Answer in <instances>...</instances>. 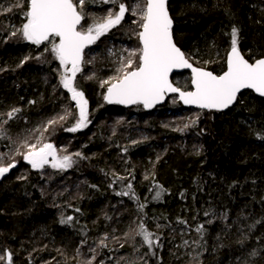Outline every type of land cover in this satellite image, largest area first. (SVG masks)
<instances>
[{
    "label": "trees",
    "instance_id": "obj_1",
    "mask_svg": "<svg viewBox=\"0 0 264 264\" xmlns=\"http://www.w3.org/2000/svg\"><path fill=\"white\" fill-rule=\"evenodd\" d=\"M27 1L0 0V121L7 120L0 159L51 143L64 148L61 156L80 152L84 163L37 173L24 162L0 183V255L9 252L11 264H264V100L246 92L216 113L184 109L172 97L146 113L106 105L107 87L97 89L95 78L78 84L92 126L68 135L50 121L69 107L43 54L52 44L34 45L19 33ZM169 9L175 44L195 67L226 71L233 26L245 59L264 57V0H177ZM137 20L104 37L112 60L100 58L95 73L113 69L123 43L139 47ZM172 81L191 89L188 74ZM13 109L19 112L9 119ZM128 191L134 196L118 195ZM141 224L158 238L151 248L137 235Z\"/></svg>",
    "mask_w": 264,
    "mask_h": 264
},
{
    "label": "snow or ice",
    "instance_id": "obj_2",
    "mask_svg": "<svg viewBox=\"0 0 264 264\" xmlns=\"http://www.w3.org/2000/svg\"><path fill=\"white\" fill-rule=\"evenodd\" d=\"M102 2L118 5L117 11H109L107 16L102 18V22L94 21L92 25L84 28L81 22L84 19L86 0H28L29 7L24 14L26 22L19 30L23 39L34 45L46 41L52 44L51 52L64 70L60 74V82L71 94V100L75 101L79 109L75 126L66 129L67 131L76 132L88 124V102L84 98V93L77 90L74 85L76 75L82 70L81 65L85 63V48L96 43L102 35L119 25L129 11L132 16L138 17L134 22L140 29L135 33L139 47L125 49L127 57H120L117 75L110 80L102 81V84L108 85L104 96L108 104H142L145 108H151L163 101L166 93L171 92L178 93L179 98L186 105H195L201 109L223 110L237 100L238 93L242 89H252L264 97V57L257 58L254 62L245 59L238 48L239 30L235 26L230 33L231 48L227 56V70L222 75H214L211 71L193 67L189 58L174 43L173 20L169 15L167 0H138L131 9L123 0H102ZM16 6H20L19 0ZM16 34V32L12 33V35ZM179 68L191 69L194 91H181L178 87H173L169 75L173 69ZM16 112H19V109H13L7 113V117L11 119ZM68 114L70 113H66ZM65 118L66 116L60 117L61 120ZM6 123L7 120L0 121V125ZM3 131L4 129L0 127V132ZM25 147L27 152L23 154V159L33 169H43L49 163V157L54 161L52 168L61 171L71 168L74 164L72 155L58 158L56 149L51 143H43L40 146L25 145ZM73 155L83 158L80 152ZM15 166V163L0 166V177ZM127 187L131 190L132 185L128 184ZM118 195L134 196V193L128 191ZM159 197L160 192H155L154 198L159 199ZM140 207L143 208V205ZM205 215L210 213L206 212ZM222 218L226 219L227 214H222ZM71 219L72 217H68V220ZM255 223L261 221L257 220ZM254 226L255 224L249 225V228ZM202 229L203 225L197 228L201 239H203ZM137 235L142 237L144 244L149 248L158 241V238L154 239L155 234L148 231L143 224L140 225ZM187 243L185 241V244ZM240 243H243V240ZM257 255L256 250L249 252L250 258H255ZM6 258L11 264V254ZM3 259L5 256L0 255V260ZM241 264H255V261L248 259L241 261Z\"/></svg>",
    "mask_w": 264,
    "mask_h": 264
},
{
    "label": "rangeland",
    "instance_id": "obj_3",
    "mask_svg": "<svg viewBox=\"0 0 264 264\" xmlns=\"http://www.w3.org/2000/svg\"><path fill=\"white\" fill-rule=\"evenodd\" d=\"M138 2V0H130V3L129 4H131L132 6H134V4L135 3H137ZM103 2L102 1H100V4H102ZM86 4V3H85ZM105 4V3H104ZM111 4V3H110ZM26 5H27V7L29 6V4H28V1H27V3H26ZM87 7H88V4L86 5ZM84 12H86V10L84 11ZM86 15L88 16L89 15V20H90V22H88L87 24H93L94 23V21L95 22H102V18H104V17H106L107 16V14L106 13H103L102 15H97L96 16V14H94V13H90V12H86ZM92 16V17H91ZM88 18V17H87ZM123 22H121L118 26H120L121 24H122ZM23 24V23H22ZM22 24L19 26V30H20V28H21V26H22ZM84 26V25H83ZM118 26H116V27H114V28H112L111 29V31L110 32H108V34H107V38L108 39H112L113 37H111L112 36V31H113V29H115V28H117ZM19 33H20V31H19ZM104 39H106V38H104ZM103 42H104V40L102 41V43H101V45H99V46H94L93 48L94 49H98L96 52H94V53H91L92 52V50H93V48H91V49H89L87 52H86V54L84 55V60H85V63H84V65H83V67H81L82 68V70L80 71V72H78L77 73V75H76V79H75V81H74V85H75V87L77 88V90H78V84L80 85H84V84H87V83H93L94 81H95V78H97L98 80L96 81V87H97V89H104L105 87H108V85L107 84H102V81H104V80H110L112 77H114L115 75H117V68L120 66V61H118V60H116L115 59V61H114V65H113V69L111 70V71H103V73H98V72H96L95 73V70H94V68H93V64H95L100 58H104V61H107V63H109L110 62V60H112V56L109 54L110 52V49H112V48H110V49H108L107 51H106V49H105V47H103V46H105V45H103L102 46V44H103ZM46 45H47V43L46 44H44V45H42V46H45L46 47ZM122 45H124L125 46V48H127V49H129L128 48V46L127 45H125L124 43L122 44ZM103 47V48H102ZM125 48L122 50V52L120 53V57L121 56H124V57H127V52L125 51ZM101 49H102V51H101ZM114 50V49H113ZM100 51H101V53H100ZM112 51V50H111ZM43 54H45L46 55V61L48 60L50 63H51V65L50 66H52L51 68H52V73L55 75V78H56V81H59V88H60V93L63 95V96H65V97H67V99H68V104H69V107L67 108V109H64V112H65V114H63V116H66V118L64 119V120H61L60 118H56V117H54L53 119H51L50 121H56L54 124H60V125H63V127H64V124H65V121H66V119L69 117V115H72L73 116V122L71 123V125L69 126V128L70 127H74L75 126V124H76V122H77V120H78V117H79V109L76 107V104H75V101H72L71 100V94L66 90V89H64L63 88V86H62V84H61V82H60V74L64 71L63 70V68L59 65V62H58V60H56L55 59V57H54V55L52 54V52H51V50H48L47 49V51L46 52H44ZM115 58L117 57V55H115L114 56ZM89 77H91V78H89ZM56 88H57V85H56ZM177 102H178V100H177ZM66 113H70V114H68V115H66ZM91 111H90V107H89V104L87 103V118H88V124H87V126L86 127H84V128H82V129H79V130H77V131H79V132H82V133H85V132H87L89 129H90V127L92 126V116H91ZM172 117H175V116H170V117H168V118H172ZM56 118V119H55ZM62 127V128H63ZM78 132V133H79ZM66 133L68 134V135H71L72 133L74 134L75 132H70V131H66ZM51 138H54V137H52V135L50 134L49 135ZM64 151V148H62V147H59L58 148V150L56 151L57 152V156H58V158H62L63 156H61V155H59L58 154V152L59 153H62ZM2 156V155H1ZM5 157H7V158H10V156L9 155H6ZM74 158V159H73ZM72 159H73V161H74V164H73V166H75L76 165V162H78V165L79 164H83L84 162H83V160L81 159V158H79V157H77V156H75V155H72ZM54 161H52V159H51V157H49V163L48 164H46L45 166H44V168L43 169H38V171H35V172H37V173H41L40 171H43V170H45L47 167H49V168H51L53 171H61V170H59V169H54V168H52V163H53ZM13 163H18V164H23L24 163V159H23V157L20 155V154H16V153H14V155H13V157L11 158V159H0V166H8L9 164H13ZM72 166V167H73ZM32 168V167H31ZM70 169V168H69ZM69 169H67V170H69ZM32 170H33V168H32ZM63 171H65L66 172V170H63Z\"/></svg>",
    "mask_w": 264,
    "mask_h": 264
},
{
    "label": "water",
    "instance_id": "obj_4",
    "mask_svg": "<svg viewBox=\"0 0 264 264\" xmlns=\"http://www.w3.org/2000/svg\"><path fill=\"white\" fill-rule=\"evenodd\" d=\"M173 1H177V0H167V8H168V11H169V4H170L171 2H173ZM169 15H170V17H171L170 11H169ZM81 23H82V22H81ZM173 27H174V24H173ZM173 27H172V35H173ZM173 40H174V37H173ZM46 42H47V41H46ZM46 42H44V43H42V44H45ZM97 42H98V40L96 41V43H97ZM96 43H94V44H96ZM174 43H175V41H174ZM94 44L87 46V47L85 48V50H84V53H85V51H86L88 48L93 47ZM40 45H41V44H40ZM182 52H183V51H182ZM227 56H228V55H227ZM190 63H191V62H190ZM191 64H192V63H191ZM82 65H83V64H82ZM82 65H81V66H82ZM192 65H193V64H192ZM193 67H195V66L193 65ZM204 70H206V69H204ZM226 70H227V58H226ZM207 71H208V70H207ZM184 73H188V74L190 75V77H191V90H190V91H194L195 89H194V87L192 86V71H191L190 68H179V69H173L172 72H171L170 75H169V80H170V82L172 83L173 87H176V86L173 84V81H172L173 77H174L175 75L184 74ZM213 74H214V73H213ZM214 75H216V74H214ZM221 75H222V74H221ZM181 91H182V90H181ZM106 92H107V90H106ZM245 92H251L255 97L264 100V97H261V96H260L259 94H257L254 90H252V89H242L241 92L238 93L237 100H236L232 105H230L228 108H225V109H223V110L201 109V108H199V107H197V106H195V105H186V104H184V102L179 98V94H178V93H171V92L166 93V94H165V98H164V100L161 101V102H159V103H157V104H155V105H154L153 107H151V108H145L142 104H129V105H125V104H108L105 100H104V102H105L108 106H119V107H122V108H125V109H132V108H134V107H136V106H141V107L143 108V110H144L146 113H151V112L155 111L157 108L163 107V106L167 103V101H168L170 98H172V97H176L177 100H178V103H179L184 109H187V110H197V111H203V112H206V111H212V112H216V113H226L227 111H229L230 109H232V108L236 105V103H237L238 99L240 98V96H241L243 93H245ZM105 95H106V93H105ZM53 146H54V145H53ZM54 148L56 149L55 146H54ZM15 168H17V165H16L15 167L11 168L10 171H9L8 173H6V174H4L2 177H0V182H1L2 180H4V179H5V178H6V177H7V176H8V175H9V174L15 169ZM8 254H9V253L6 254V257H7ZM6 263L9 264L7 258H6Z\"/></svg>",
    "mask_w": 264,
    "mask_h": 264
},
{
    "label": "bare ground",
    "instance_id": "obj_5",
    "mask_svg": "<svg viewBox=\"0 0 264 264\" xmlns=\"http://www.w3.org/2000/svg\"><path fill=\"white\" fill-rule=\"evenodd\" d=\"M124 2V1H123ZM174 2V1H173ZM125 3V2H124ZM130 3V1L128 2V6H127V4H126V6L129 8V9H131L133 6L131 5V4H129ZM172 3V2H171ZM170 3V4H171ZM88 3H86L85 5H84V7H85V10H86V12H90V13H94V14H98V15H102L103 13H108L109 11H113V12H115V11H117V9H118V5H114V4H111L112 5V9L111 8H107L106 6H102L104 3H102V4H100V3H97L96 5H90V4H88V7L86 6ZM170 4H169V6H170ZM100 8H103V11L101 12V13H97V11H98V9H100ZM169 11H170V9H169ZM96 12V13H95ZM246 93V92H245ZM251 93V92H250ZM244 94V93H243ZM242 94V95H243ZM241 95V96H242ZM240 96V97H241ZM262 100V99H261ZM167 104V103H166ZM166 104L163 106V107H165L166 106ZM163 107H161V108H163ZM160 109V108H159ZM228 112V111H227ZM73 122V116L72 115H69V117L66 119V121H65V124H64V131L66 132L67 130L66 129H68L69 128V126L71 125V123ZM67 138L68 137H70V136H68V135H65ZM24 162L26 163V165H29L25 160H24ZM15 165H17V168H15L14 170H16V169H18L19 168V164L18 163H16ZM30 167H31V165H29ZM13 170V171H14ZM34 171H38V169H33ZM12 171V172H13ZM11 172V173H12ZM5 180V179H4ZM3 181V180H2ZM1 181V182H2ZM0 182V183H1ZM7 253H9V252H6V254ZM6 254H5V262H6Z\"/></svg>",
    "mask_w": 264,
    "mask_h": 264
},
{
    "label": "flooded vegetation",
    "instance_id": "obj_6",
    "mask_svg": "<svg viewBox=\"0 0 264 264\" xmlns=\"http://www.w3.org/2000/svg\"><path fill=\"white\" fill-rule=\"evenodd\" d=\"M100 1H102V0H100ZM123 1H124L125 4H127V6H128V2H129L130 0H123ZM98 3H100V2H98ZM102 6H106L107 8H111V7H112L111 4H103ZM111 9H112V8H111ZM84 11H85V7H84ZM86 16H87V15H86V12H84V19L82 20V23H81L82 26L84 25V26H83L84 28H87L89 25H91V24H87V23H86V21H85ZM131 17H134V16H132L131 13H130V11H129V12H127V13L125 14V17H124V19H123L121 22L126 21L128 18H129V20H131ZM110 31H111V30H110ZM110 31H108V32H110ZM108 32H107L105 35H102V36L98 39V42L96 43L95 47H96V46H99V45L102 43V40L104 39L105 36H107ZM103 45H105V43H103L102 46H103ZM95 47H94V48H95ZM113 47H115V46H113ZM124 47H125V46H123V49H124ZM94 48H93V50H92L91 53H94V52H96V51L98 50V49H94ZM115 48H116V47H115ZM89 49H91V48H88V49L85 51V54H86V52H87ZM116 49L119 50L120 48H116ZM111 50L114 51L113 48L110 49V51H111ZM120 50H121V49H120Z\"/></svg>",
    "mask_w": 264,
    "mask_h": 264
}]
</instances>
